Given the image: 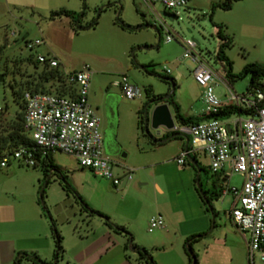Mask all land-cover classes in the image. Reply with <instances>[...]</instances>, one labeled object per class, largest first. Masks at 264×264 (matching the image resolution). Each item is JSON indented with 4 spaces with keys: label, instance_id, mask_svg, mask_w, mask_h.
I'll return each instance as SVG.
<instances>
[{
    "label": "rangeland",
    "instance_id": "1",
    "mask_svg": "<svg viewBox=\"0 0 264 264\" xmlns=\"http://www.w3.org/2000/svg\"><path fill=\"white\" fill-rule=\"evenodd\" d=\"M215 1L189 0L174 16L160 4L152 6L144 0H0L3 134L21 112V98L14 92L23 94L42 81L43 65L36 67L29 58L42 53L58 61L57 70L62 75L43 82L47 93H62L68 87L65 74L89 67V102L104 121L103 105L109 100L123 154L115 160V171L121 175L118 186L59 151L53 152V159L69 188L64 187L58 173L45 176L40 166L12 161L0 169V264H14L19 253L33 252L27 247L35 244L45 247L42 251L46 255L52 254L55 246L50 219L62 237L56 264H78L72 256L87 254L91 255L85 264H149L148 259H140L133 245L144 247L156 264H193V259L195 264H247L245 233L234 226L228 213L232 196L224 192L225 180L207 172L209 160L200 150L201 144L191 143L189 138L197 164L186 157L181 165L176 157L182 138H173L172 131L164 127L154 130L149 122L152 97L169 94L172 79L170 96L181 114L196 117L204 112L203 89L192 73L196 64L182 58L180 39L195 41V52L215 72L213 93L223 102L228 93L223 82L229 80L228 68L216 57L220 41L213 23L224 25L231 39L224 54L231 62L232 74H239L250 63L264 64V26H241L236 9L212 10ZM59 9L75 12V19L53 16ZM155 11L175 40L165 42L166 33ZM95 20L96 24L88 27ZM10 31L18 37L10 38ZM24 37L42 43L30 52ZM122 76L140 88V98L128 99L121 87L114 85ZM248 83L249 75L235 78L232 89L243 94ZM168 106L178 124L172 104ZM236 118L234 114L221 121L229 123ZM105 123L109 129L111 120L106 118ZM127 175L131 177L128 180ZM241 183L242 177L234 173L228 186L238 188ZM199 188L215 189L220 195L204 203L196 190ZM156 215L162 217L163 227L149 232V219ZM192 236L195 241H191ZM54 261L53 257L45 262ZM19 264L32 263L22 258Z\"/></svg>",
    "mask_w": 264,
    "mask_h": 264
},
{
    "label": "built area",
    "instance_id": "2",
    "mask_svg": "<svg viewBox=\"0 0 264 264\" xmlns=\"http://www.w3.org/2000/svg\"><path fill=\"white\" fill-rule=\"evenodd\" d=\"M154 6L160 4L164 11H173L179 15L180 9L188 6L189 0H144ZM156 12V11H155ZM157 16L158 13L156 12ZM159 26L166 33L165 42L175 40L161 17H157ZM10 38H17L15 31L9 32ZM25 48L32 52L42 41L22 38ZM184 49L182 58L195 62L193 77L203 89L205 109L202 115L210 116L196 123H174L170 131L177 133L191 143L201 144L200 150L209 160V172L217 179L225 180L232 196L231 209L228 212L234 226L243 234L247 248V264H264V92L259 87L246 90L243 94L233 91L228 81L227 99L223 102L213 93L215 72L209 64L199 58L195 52L193 40L180 39ZM31 58L49 68L57 67L53 57L36 53ZM91 72L82 66L76 71L65 74V83L73 87V95L25 91L23 93V128L33 142V146H20L10 152L0 153V169L6 168L12 161L34 167L39 151L43 156L47 152L59 151L74 157L81 168L90 170L95 176L109 180L118 186L121 175L115 171L117 163L104 154L100 117L89 102ZM114 85L121 87L128 99L140 98V88L126 76ZM239 106L245 113L235 114L237 118L223 123L218 113L228 106ZM5 105L0 102V112ZM195 150L181 148L176 161L183 165L186 157ZM237 173L242 177L240 187L228 186L230 177ZM130 175L126 179H130ZM163 227L160 215L149 219L148 231Z\"/></svg>",
    "mask_w": 264,
    "mask_h": 264
},
{
    "label": "trees",
    "instance_id": "3",
    "mask_svg": "<svg viewBox=\"0 0 264 264\" xmlns=\"http://www.w3.org/2000/svg\"><path fill=\"white\" fill-rule=\"evenodd\" d=\"M236 1H239V0H224L222 2L215 3L212 5V10L215 8H220L222 10H230ZM52 15L53 16L64 15L68 18L75 19V12H73L71 10H66V9H59V10L53 11ZM210 17H212V12L210 14ZM95 24H96V20L88 27H93ZM213 27H215L216 37L220 41V43L218 45V51H217L216 57L219 60L225 61L226 65H227L228 71H227L226 75L229 79L228 80L229 84L232 86L231 83H232V81L235 80V78H242L246 75H249V83H248L246 90L253 88V87H259L264 92V81H263L264 64L258 63V62L250 63V64L245 65L239 74H237V75L232 74L231 62L228 60V58L224 54V49L231 44V39L224 32V28H225L224 25L213 23ZM2 52H3V46H0V59L2 56ZM29 58H31V57L29 56ZM34 62H35L34 63L35 66L37 67V64H39V62L36 60H34ZM40 77H41L42 81L36 82L35 84H33V87H28L29 91L47 93L44 90L43 82L48 81L49 79H52L55 77L60 79L62 77V75L60 72H58L57 67L49 68L46 65H43V70L40 73ZM173 81L174 80L172 79V82ZM65 84L68 85L67 83H65ZM64 90L62 91V93H58V94H64V95L67 94V95H71V96L73 95V87L71 85H68L67 89H64ZM14 93H16V95H18V97L21 98V101H22L21 102V112L16 114V118L8 126L9 129H8L6 134H3V131L5 129L1 128V126H2V123H1L2 112H0V153L5 152V151L10 152V151H12L15 148L20 147V146H33V142L27 136V134L25 133L24 128H23V121H24L23 94H21L20 91H17ZM160 98H161V96H157V99L155 96L152 97V99L155 101H159ZM166 102L168 104H172V106L174 108V116H175L176 120L178 121V123H181V124L196 123L198 121H201L203 119L210 117V116H206V115H200V116H196V117L195 116L185 117L181 114L179 105L172 100L171 96L169 97V99ZM245 112H246L245 109H243L239 106H233L232 105V106H228L224 110L220 111L218 113L217 117L228 118L231 115L242 114ZM172 134H173L172 137L175 139L181 138L180 135H178L175 132H172ZM166 136L170 137L169 134H167ZM157 144H160V143H157ZM186 147H189V145L187 144ZM35 156H36L37 163H38L36 166H40L42 168L43 174L45 176L58 173L65 182L64 187L69 188V185L65 181L66 180L65 175L61 174L59 166L56 165L54 162L52 152H47L43 156H41L39 151H37L35 153ZM188 157H190L191 160L195 164H197L195 156L189 155ZM36 166H34V167H36ZM197 181H198V177L196 179V182ZM47 183H48V181H47ZM212 186H214V182L212 183ZM196 190L198 192L199 197L202 199V201L204 203H208L209 200H211L213 198H218L220 195V193L217 192L215 189L203 190V189L199 188ZM42 193H43V191L41 192V195H42ZM92 212L104 217L105 219H108L107 216L101 214L98 211L92 210ZM50 225H51V231H52V236H53V241H54V246H55L54 252H53V257L55 259L54 264H56L57 257L59 255L60 251L62 250V246H61L62 237L59 234V232L56 230L54 222L52 219H50ZM117 229L123 230V227L117 226ZM131 241H132V238L130 237L129 242H131ZM191 241H195V236H192ZM133 248L135 249V251L138 252L140 259H148L149 264H156V262L152 259L151 255L148 253V251L144 247H136L133 245ZM22 258H24L25 260L29 261L32 264H49L48 262H45L44 260H42L35 252H26V251H23V252L18 254V257H17L14 264H19ZM193 264H195L194 259H193Z\"/></svg>",
    "mask_w": 264,
    "mask_h": 264
},
{
    "label": "crops",
    "instance_id": "4",
    "mask_svg": "<svg viewBox=\"0 0 264 264\" xmlns=\"http://www.w3.org/2000/svg\"><path fill=\"white\" fill-rule=\"evenodd\" d=\"M215 2L216 3L222 2V0H217ZM231 9H236V11H237L236 20H237V22L240 23L241 26L256 25V24H261L260 26H264V0H239L233 4ZM227 25H228L227 29L231 30V25L229 23ZM232 32H234V31H232ZM254 32H257V30ZM180 137L182 138V140H180L179 148H184L189 143V140H187L186 137H182V136H180ZM121 153H122V147H121ZM190 155L196 157L195 152L191 153ZM119 157H120V155H119ZM207 172L211 176H214L209 172L208 166H207ZM214 177L217 178V176H214ZM47 245L48 244H46L45 246H47ZM27 248L29 250L39 254L43 259H45V261H48V260L53 258V253L46 255L42 251V249L45 247H42L39 244L31 245L30 247H27ZM90 255L87 254L86 256L81 257V258H79L78 256H72V259L74 262H76L78 264H85V261L87 262L86 259ZM48 263L50 264V262H48Z\"/></svg>",
    "mask_w": 264,
    "mask_h": 264
},
{
    "label": "flooded vegetation",
    "instance_id": "5",
    "mask_svg": "<svg viewBox=\"0 0 264 264\" xmlns=\"http://www.w3.org/2000/svg\"><path fill=\"white\" fill-rule=\"evenodd\" d=\"M167 100L157 101L154 104L161 103L164 101L166 102ZM108 104H109V100L105 101L103 105V111L105 112V120L103 121L102 117L99 116L100 127H102L101 130L102 143H103L104 154L107 155L112 162L116 163L115 160L116 158L119 157L121 153V145L116 140V130H115L114 122L112 121L113 114L111 112V109L108 108ZM106 118L107 120H111V123H109V129H106V125H105Z\"/></svg>",
    "mask_w": 264,
    "mask_h": 264
},
{
    "label": "water",
    "instance_id": "6",
    "mask_svg": "<svg viewBox=\"0 0 264 264\" xmlns=\"http://www.w3.org/2000/svg\"><path fill=\"white\" fill-rule=\"evenodd\" d=\"M170 82H171V92H173L174 83L172 81ZM171 92L166 96L161 97L159 101L167 100L170 97ZM153 102L155 103L157 101L154 100ZM149 122L151 128L154 130H158L159 127H164L166 130H172L174 128V120L169 110V106L167 102L164 101L161 103L154 104L152 106L149 115ZM122 156L123 154L120 153V157Z\"/></svg>",
    "mask_w": 264,
    "mask_h": 264
}]
</instances>
